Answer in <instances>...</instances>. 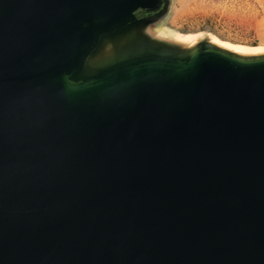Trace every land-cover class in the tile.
Segmentation results:
<instances>
[{"label":"water","instance_id":"95a60500","mask_svg":"<svg viewBox=\"0 0 264 264\" xmlns=\"http://www.w3.org/2000/svg\"><path fill=\"white\" fill-rule=\"evenodd\" d=\"M153 4L0 0V264H264V58L96 67Z\"/></svg>","mask_w":264,"mask_h":264},{"label":"rangeland","instance_id":"374dc122","mask_svg":"<svg viewBox=\"0 0 264 264\" xmlns=\"http://www.w3.org/2000/svg\"><path fill=\"white\" fill-rule=\"evenodd\" d=\"M196 37L191 45L187 37ZM243 46L264 47V0H166L161 14L142 20L126 31L106 39L98 54L96 67L126 56L142 45L188 57L205 48L236 54L214 46L211 39ZM140 47V46H139ZM262 57H241L254 61Z\"/></svg>","mask_w":264,"mask_h":264},{"label":"bare ground","instance_id":"6f19581e","mask_svg":"<svg viewBox=\"0 0 264 264\" xmlns=\"http://www.w3.org/2000/svg\"><path fill=\"white\" fill-rule=\"evenodd\" d=\"M187 41L189 43L194 44L196 42V37H187ZM211 43L214 46L220 47L221 49L225 51L232 52L236 54L239 57H262L264 56V47L262 46H243V45H235V44H229L226 42H222L218 40L217 38L211 39ZM195 53V52H194ZM195 55V54H194Z\"/></svg>","mask_w":264,"mask_h":264},{"label":"flooded vegetation","instance_id":"af4514ba","mask_svg":"<svg viewBox=\"0 0 264 264\" xmlns=\"http://www.w3.org/2000/svg\"><path fill=\"white\" fill-rule=\"evenodd\" d=\"M166 0H153L154 4L153 7L151 6L150 9L140 11V17H153L158 15L161 10H163L165 6Z\"/></svg>","mask_w":264,"mask_h":264}]
</instances>
